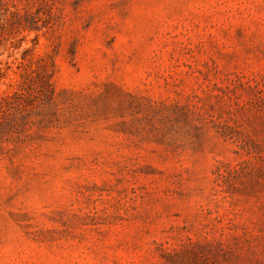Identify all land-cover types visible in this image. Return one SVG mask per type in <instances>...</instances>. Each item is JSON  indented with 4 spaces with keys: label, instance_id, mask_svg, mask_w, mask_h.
<instances>
[{
    "label": "rangeland",
    "instance_id": "obj_1",
    "mask_svg": "<svg viewBox=\"0 0 264 264\" xmlns=\"http://www.w3.org/2000/svg\"><path fill=\"white\" fill-rule=\"evenodd\" d=\"M0 264H264V0H0Z\"/></svg>",
    "mask_w": 264,
    "mask_h": 264
}]
</instances>
